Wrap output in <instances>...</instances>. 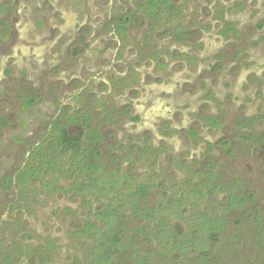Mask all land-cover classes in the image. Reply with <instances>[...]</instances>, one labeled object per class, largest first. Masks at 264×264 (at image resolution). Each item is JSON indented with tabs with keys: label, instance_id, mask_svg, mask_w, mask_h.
Listing matches in <instances>:
<instances>
[{
	"label": "rangeland",
	"instance_id": "1",
	"mask_svg": "<svg viewBox=\"0 0 264 264\" xmlns=\"http://www.w3.org/2000/svg\"><path fill=\"white\" fill-rule=\"evenodd\" d=\"M172 1L173 22L164 17L151 27L158 6L146 0H0V113L8 119L0 132V264H32L26 255L5 258L14 240L36 245L50 237L59 256L72 253L61 211L77 202L41 194L31 195L29 209L16 205V171L63 110L93 114L106 165L135 175V183L148 172L160 182L180 180V159L197 169L219 163L224 180L238 178L252 194L245 213L232 214L224 243L237 231L245 240L228 248L225 264H264L250 221L255 207L264 214V0ZM125 18L123 40L113 26ZM229 24L237 31L223 34ZM210 116L220 125H210ZM245 118L252 125H241ZM251 132L256 137L246 139ZM146 138L162 152L156 166L134 162L132 146ZM128 216L130 239L141 222Z\"/></svg>",
	"mask_w": 264,
	"mask_h": 264
},
{
	"label": "trees",
	"instance_id": "2",
	"mask_svg": "<svg viewBox=\"0 0 264 264\" xmlns=\"http://www.w3.org/2000/svg\"><path fill=\"white\" fill-rule=\"evenodd\" d=\"M146 1L149 6H158L149 13V18L154 20L151 27L164 17L168 23L173 22L172 0ZM215 17L223 19L220 12ZM127 24L125 18L113 26L123 40L128 33ZM235 31L232 24L221 30L223 34ZM25 102L30 107L36 100L28 98ZM92 118L90 111L63 110L30 145L15 174L21 198L16 204L17 210H23L22 206L29 209L31 195L32 198L41 194L59 198L67 195L78 203L76 207L66 205L61 211L64 221L71 224L68 236L75 242L72 253L68 251L67 256H59L57 241L49 237L36 245L14 240L12 253H7L5 258L14 260L26 255L32 264H225L230 256L228 248L244 246L245 237L239 231L224 243L232 214L245 213L252 199L250 190L241 180H224L219 163L197 169L194 162L180 159L177 169L184 172L180 180L160 182V175L148 172L142 176V181L135 183V175L122 173L118 166L106 165L99 147L104 135L100 126L92 124ZM252 121V118H245L240 124L248 126ZM75 123L84 125L85 132L74 131ZM209 123L214 127L220 125L217 116H210ZM7 124L8 119L0 113V132ZM192 135H197L195 129ZM254 137L251 132L245 138L252 140ZM140 143L132 146L131 152L136 151L134 162L141 159L156 166L162 155L160 149L149 138ZM112 146L113 154L116 150ZM154 192H157L156 200L150 205L144 204ZM251 213L256 236L253 244L263 248L264 214L258 207ZM129 214L141 224L127 239L125 223ZM235 221L239 226L242 224L241 219ZM214 251L219 254L212 260ZM233 258V261L243 260L238 250Z\"/></svg>",
	"mask_w": 264,
	"mask_h": 264
}]
</instances>
